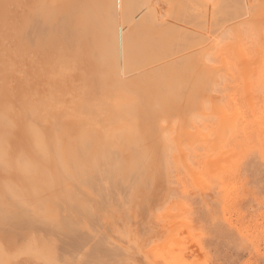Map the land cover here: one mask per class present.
Here are the masks:
<instances>
[{
    "label": "bare ground",
    "instance_id": "1",
    "mask_svg": "<svg viewBox=\"0 0 264 264\" xmlns=\"http://www.w3.org/2000/svg\"><path fill=\"white\" fill-rule=\"evenodd\" d=\"M171 3L160 20L154 0H0V264L27 252L45 264H136L148 218L163 202L156 157L167 153L166 130L210 143L228 135L226 116L222 133L217 123L209 136L183 121L211 99L221 64L206 60L218 39L233 35L225 58L239 59L243 71L257 57L238 37L248 31L255 51L264 50V0ZM189 83L205 84L207 94L186 91ZM91 173L99 175L94 193ZM49 178L56 183L48 190Z\"/></svg>",
    "mask_w": 264,
    "mask_h": 264
},
{
    "label": "rangeland",
    "instance_id": "2",
    "mask_svg": "<svg viewBox=\"0 0 264 264\" xmlns=\"http://www.w3.org/2000/svg\"><path fill=\"white\" fill-rule=\"evenodd\" d=\"M215 1L216 0H209L210 5L212 6V3ZM11 4V2H8L6 5L9 6L5 7H10ZM154 4L160 7L159 19L165 20L169 16V6L172 4L171 0H154ZM246 27L248 26H244V29H246ZM246 33H248V31ZM246 33L245 35L243 34L244 37H238L241 41L238 42L243 45L240 46V48L244 53L248 52L251 48L249 52L252 53L253 59L257 57L254 61L253 59L250 61H253L252 63L249 62L251 65L255 62L251 66V68L254 69H251L250 65L249 68L246 69L251 76L246 73L247 71H243L239 59H232L233 65H229L231 61L229 62L226 60L227 58H225L227 56L226 50L228 47L226 46V50L224 51V46L228 45L229 42L234 43V37L232 34H228V36L232 37V41L231 37L227 35H225V37L222 36L216 42L215 49L213 48L216 52L213 49L214 53L212 50L209 51L207 53L208 60L206 61L207 63L213 64V66H218L219 64L222 66L224 65L222 69H225L226 63V65L228 64V70L227 68L226 71L220 70L219 68H221V65L218 66L219 68L216 67V69H218L217 73H220L216 74L218 79L216 77L215 80L212 81V89H210V92L212 90V96L214 95L215 98L212 96H210L211 99L206 98V102H202L205 107L200 104L198 109L196 107L195 109L191 108L190 111L192 112L191 114L189 112L188 117L190 116L193 121L190 117L187 118V116L183 121V127L187 128V130H201L200 132L206 133V135L208 134L209 136L211 132L218 127V124L220 126L221 123L219 122H221L222 116H226L224 121L229 123V125L227 128L224 127V125L223 127L229 130V132L227 136L225 134L226 137L224 136L220 141L217 140L221 145L217 142L213 143V141H211V143L210 141H204L205 137H202L199 133L196 135H199L203 140H198L199 136L195 139L194 137L192 139L190 138L189 140V136H187L188 133H185L189 141L186 139L185 134L183 137L181 136L183 139L185 137V141H183V139H180L176 132L173 131L174 127L172 125H170V128H173H168L169 130L167 129L166 134H164V141L168 149L167 153L165 152L166 154L159 153L160 157H156L158 159L157 169L159 165L162 164V161L163 165L161 166L162 170L158 172L159 174H156V176L158 175L157 177L162 187L160 186L155 191L156 194L159 195L158 199L161 198L164 203L161 201L162 204L154 208L157 212L153 211L151 213L152 216L148 218L149 221L147 223L149 225L147 224V226L150 228V234H146L149 237L148 240H146L147 236L144 234L146 236H144L145 238L143 237V241H146L145 246L143 245L144 242L140 241L142 242L140 243L142 246L141 250L144 252L142 251V254L141 251L138 252L141 256L140 254L136 255L139 264H147V258H145L144 253H148L149 258L151 257L152 260L154 258L157 264H264V60H262L264 59V50H257L256 52V43H254L256 40L252 43L253 36L249 33L247 36ZM249 36H251L252 39ZM243 42L248 43L245 44V48H242L244 47ZM234 45L233 47H235ZM247 45L248 47H246ZM11 53L17 54V51H14V53L12 51ZM209 53L213 54L209 55ZM223 53L225 54L223 55ZM223 58H225L227 62ZM222 59L224 61H222ZM223 62L225 63L223 64ZM236 62L241 67H239ZM233 66L235 67V71L233 70ZM243 72L247 74L245 78L244 76L246 74L243 75ZM247 79L249 82L246 81ZM133 81L136 80L134 79ZM204 85L205 84H203L200 89L193 90H195V92H197L196 90H201L200 92L203 91L202 93L205 96L208 91ZM138 86L139 85H137V87ZM173 88L174 87L168 90L171 92ZM247 88H249L248 92L246 90ZM136 89V86H134V92L132 93V90H129L128 94L131 95V93H136ZM184 89H186V91H191L192 88L190 87V83L187 84ZM166 91H164V93L168 94L169 91ZM164 93L162 92L160 95L164 96ZM133 96L134 95H131L130 99H133ZM216 103H218L219 107L222 109H220L221 112L219 110L220 114L224 113V115L219 116V113L215 111L217 106ZM221 106L224 107L226 111ZM209 107H212L211 110L213 109L212 111H215V113L212 112ZM226 112L229 115L232 114V118H230L231 115L229 116ZM160 117L163 122L165 117ZM229 118L232 122H229ZM188 119H190L189 122L187 121ZM216 120L217 122L215 123ZM223 127L220 126L216 129L219 131V134L222 133ZM227 130L225 131L227 132ZM230 131L232 132L230 133ZM169 134L171 135L169 136ZM178 139H180V141H178ZM181 146L183 148H181ZM182 149H186L185 152ZM214 150L218 153L216 151L214 152ZM212 151L214 153H212ZM155 155L157 156V154ZM184 156L186 159H184ZM89 158L90 157H88V159ZM208 158L213 160L212 164H209L211 160L208 162ZM213 158H216L215 160L218 162ZM155 162H157V160ZM97 163L98 166L96 167H100L102 164L101 160H97ZM165 163H167V170H169L167 174L163 170ZM216 163H218L219 166H217ZM92 174L93 173H91V175L88 174L90 176V182L88 181L87 184L89 185L86 184V186H89L88 190H90L91 187L93 191L96 188L93 184H95L94 182L97 181L96 178L99 175L96 176ZM78 178L80 179L79 176H76L74 179L79 180ZM49 181L51 182L45 181V184L42 181V185L48 190V187H50L48 184L54 185V183H56L54 179H50ZM53 185H51V187ZM69 185H71V189L73 190L72 184L67 183V186ZM82 185L85 186V183ZM45 192L46 191H39L36 193L43 194ZM30 197H28L29 200L33 199ZM115 200L116 199L112 198L110 202H116ZM21 211L20 209V212ZM134 220H136V218ZM23 250L26 251L25 247ZM18 256H16L18 258L14 261H17L15 264H45L37 260L33 252H27L26 254ZM143 258H145L146 263H144ZM137 262L136 264H138Z\"/></svg>",
    "mask_w": 264,
    "mask_h": 264
}]
</instances>
